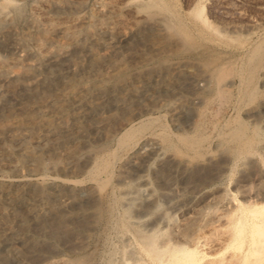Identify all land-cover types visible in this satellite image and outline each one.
<instances>
[{"label":"rangeland","instance_id":"obj_1","mask_svg":"<svg viewBox=\"0 0 264 264\" xmlns=\"http://www.w3.org/2000/svg\"><path fill=\"white\" fill-rule=\"evenodd\" d=\"M10 1L4 5L15 18L10 26L0 24V62L17 54L35 59L30 49L36 43L27 31L34 0L22 4ZM93 3H87L81 11L88 19L79 26L83 31L79 48L61 51L40 66L43 77L56 72L71 77L78 67L96 71L78 77L83 87L54 105H13L0 96L6 100L4 103L10 102L9 108L0 110V164L7 165L0 169V191L16 195L38 189L36 203L43 210L32 217L28 208L18 206L5 220L7 225L0 223V228L9 226L13 232L0 244V264H121L130 252L139 251L134 245L135 251L132 247L124 251L126 240L134 236L143 239V244L148 238V243L152 241L158 248L160 245L163 251L169 244L192 248L196 237H201L207 244L208 264H264V252L244 253L249 246V232L237 235L232 226L242 204L257 208L245 210L248 218L253 211L264 213V56L256 75L249 77L248 58L244 56L236 60L237 55L172 52L165 46H174L173 39L161 44L153 38L132 36L109 60H96L92 56L100 52V47L91 43L87 28L90 18L102 19L103 14L95 11ZM257 16L253 8L248 9V17L256 20ZM61 38L55 30L45 39L60 42ZM17 40L21 41V50L16 52L13 45ZM188 42H177L175 46L185 49ZM193 43L195 46H188H198ZM234 60L237 68L232 65ZM177 64L180 67H174ZM175 68H182V72ZM221 69L229 77L222 78L227 87L223 83L218 87ZM166 80L169 84L162 83ZM101 113L108 122L107 133L90 134L81 152L96 154L95 163L82 162L76 168L59 167L55 171L48 165L46 171L34 174L9 168L19 163V155L6 150L12 133L28 131L64 139L72 132L90 133L94 119ZM134 127L138 129L135 135L125 138L126 131ZM237 128L246 131L244 138L232 137ZM187 135L202 139L200 146L184 142L182 137ZM48 155L44 157L46 165L49 158L57 159L54 153ZM96 163L104 166L99 181L90 174ZM142 178L150 181V188L140 184ZM136 189H140L141 197L152 192L159 203L140 206L124 198L126 192ZM64 197L70 198L68 206L66 210L58 209ZM6 201L3 204L8 206L11 201ZM184 204L198 205V209L185 215ZM49 207L61 216H47ZM8 219L11 223L6 222ZM158 219L162 220L160 225L156 224ZM44 221L47 223L43 228L40 224ZM22 229L31 236L16 235ZM17 257L23 261H17Z\"/></svg>","mask_w":264,"mask_h":264},{"label":"bare ground","instance_id":"obj_2","mask_svg":"<svg viewBox=\"0 0 264 264\" xmlns=\"http://www.w3.org/2000/svg\"><path fill=\"white\" fill-rule=\"evenodd\" d=\"M9 1L7 2V0H5L4 3L7 2L6 5H8V3L11 2ZM26 1L27 0H15L13 2H15V4H22ZM91 1L92 0H34V2H32L33 7L30 6L32 8V12L30 11L31 15L28 19L29 23L27 31H29V36L36 43V46L30 49V53L35 57V59H23V57L20 56L22 54H17L16 52L21 50V41L19 42L17 40L15 42L13 50L16 51L15 54L17 55H12V57H9L8 59L4 58L6 60L2 58L1 60L4 61L0 62L1 97L8 99L13 105L26 104V102H33V104L40 102L43 104L44 102L45 104L54 105L64 101L67 96L74 95L78 89L83 87L84 84L81 82L82 80L78 79V77L84 74L95 73L96 71L80 70L77 66L78 68L73 69L71 77L69 75L66 76L65 74L64 76L63 73L58 72L51 75V77H43V73L40 72V66L43 61H50L61 51L71 50L70 48H79L83 32L79 30V26L81 23H86L88 19L82 16L81 11L87 3ZM250 1L94 0L93 6L96 9L95 11L99 14H103V18H93L92 20L90 18L91 24H88L89 28L87 29H89V31L87 30V32H89L88 35L90 36L91 43L100 47V52H97L98 54L94 53V55H91H93L92 57L96 60L101 59V61H107L113 56V54H115L117 49L132 36L139 37L142 40L153 38L154 42H164L167 39H173L176 43L184 41V43H180L182 45H185L186 41H191V45L194 42L193 44L196 43L198 46L190 48L191 45L188 42L189 44L187 43L186 45L188 48L186 47L185 49H182L185 46L182 47L181 45L177 47V49L176 46L178 45L174 43L176 46L172 45V47L168 49L167 46H165L166 49H164L172 52L193 53L205 56L206 54H220L221 56L222 54L231 56L237 55L238 58H236V60L239 59V56H244L245 58H248L247 69L249 70V77H251V75L254 77L260 66L259 61H261L260 59L264 56V0H258L256 2L253 0L254 3H251ZM4 3H0V24L5 23L10 26L14 23L15 17L13 16L12 11H9ZM249 8H253V10L257 12V15H260L259 17L257 16L258 19L252 20L248 17ZM81 27L82 26H80V28ZM55 30H58L59 33L62 34L60 42L49 41L47 40L48 38L45 39L48 33L50 35V32ZM153 39L151 40L153 41ZM44 41H46V43H44ZM242 41L244 42L242 43ZM161 44L164 43L161 42ZM171 44H173V41ZM156 45L158 46V44ZM73 49L71 51H73ZM111 60L113 61V58ZM236 60H234L235 62L232 65H237ZM230 63H233V61ZM239 64L241 65L242 63ZM94 65L96 66V64ZM223 65L226 66L227 63L226 65L222 64V67L224 68ZM178 66V64L177 66L174 65V67ZM187 67L189 68V66ZM52 68L53 67H50L49 69ZM227 68H229V66ZM175 69L179 70L178 68ZM230 69L233 70L231 66ZM181 70H179V72H182ZM238 70H240V68ZM179 72L177 73L179 74ZM189 72H191V70H189ZM222 72H224V69H221L220 73L217 75L219 76L217 81L219 84L218 87L221 83H223L222 78L225 77V72L223 73L224 76L221 74ZM226 77H228V75ZM228 78L227 81L230 83V79L228 80ZM243 81L244 83H247V79L246 81ZM162 83L169 84L167 80ZM162 83L160 82L161 85ZM224 85L225 87L229 86L228 84ZM4 100L0 99V110H3L8 107V104H10L8 100L7 104L4 103ZM25 104L23 106H25ZM170 106L172 107V105ZM107 123L105 115L103 113L98 114L91 127L89 126L91 131L90 133L83 132V134H76L72 132L68 133L64 139L55 138V135L50 136L43 133L33 134L28 131L12 133L8 137V147H6V150L10 153L18 154L19 163L15 166H10L9 168L15 171L25 169L28 173L34 174L45 170L48 165L50 170L55 171L59 167L64 169H73L82 162L95 163L97 155L94 153H85L81 155V152H83L82 148L83 146H86L88 142L87 138L90 134H94L95 136H104L107 133ZM143 126H145V124H143ZM242 130H234L232 137L237 139L244 138L246 131ZM137 131L138 129L134 127L131 130H128V132L126 131L127 134L124 136L125 138L130 139V136H134ZM182 140L186 143L190 142L191 146H200L202 143V139H195L193 137H189V135L183 136ZM122 141L124 142L123 144H125L126 141ZM61 147L64 149V152L60 151ZM49 153H54V156H56L57 159L54 160L49 158V163L46 165L44 157ZM6 166L7 165L4 166L0 164V169H5ZM103 167L104 166H100V164H95L90 173L94 180L99 181V178L104 171ZM140 184L150 188V181L147 178H142L140 180ZM139 190L140 189L130 190L126 193L124 192V198L132 202L137 201L140 206H151L159 203L157 198L158 196L156 197L152 192L147 193L144 197H141L138 195ZM39 192L40 190L37 189L26 193L17 192L16 195H12L5 190H1L0 223L4 222V225H7L5 220L11 216L12 209L18 206L28 208V212L32 217L39 216L41 212H43L41 206H38L36 203V200L39 199ZM6 200L11 201L8 206L3 204ZM68 200H70L68 197H64L63 200H60V203L57 206L58 209L66 210ZM184 206L186 207L184 211L185 215L195 213L198 209V205L190 206L184 204ZM251 208L257 210L256 207L242 204L239 208V212L241 213L238 215V219L232 223L234 233L237 235L241 236L246 231L250 234L248 242L249 246L244 251L245 255L257 253L262 254L264 252V213L253 211L252 217L248 218L245 215V210ZM45 214H47V216L49 215L51 218H59V216H61L50 207ZM220 219H222V217H220L219 220ZM8 221L11 220L8 219L6 222ZM161 222L162 220L158 219L156 224L160 225ZM46 223L47 221L42 222L40 224L41 227H46ZM126 233L127 232H123V234ZM133 234L131 233L130 235ZM11 235H13V232L9 226L0 228V244L10 238ZM16 235L21 237L31 236L27 229L19 230L16 232ZM256 235H260L259 240H256ZM196 238V243L194 244L195 246H192V248L182 244H178L176 246H171L173 244H169L166 245V249H168L167 251H163L162 249L160 250V245L159 248L155 247L152 241L150 242L153 244L148 243V238L146 239L147 244H143L141 241L143 239H137L136 236L128 238L126 240V245L129 247H126L123 243V246L126 247L124 251H127V249L131 247L133 249V245L135 248H139V251L133 253L130 252L131 256H128L129 258L126 257L127 259L122 261L121 264H208L205 261L207 255L205 252L207 244L203 243L201 237ZM166 243L168 244V242ZM17 261L23 260L22 258L17 257Z\"/></svg>","mask_w":264,"mask_h":264}]
</instances>
